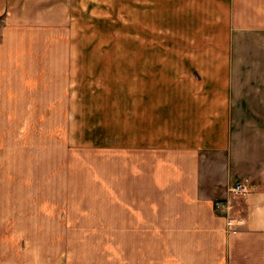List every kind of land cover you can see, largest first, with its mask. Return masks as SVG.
I'll return each instance as SVG.
<instances>
[{
	"label": "crops",
	"instance_id": "obj_1",
	"mask_svg": "<svg viewBox=\"0 0 264 264\" xmlns=\"http://www.w3.org/2000/svg\"><path fill=\"white\" fill-rule=\"evenodd\" d=\"M104 3L0 0V148L86 66L71 38ZM206 13L235 45L130 48L125 170H0V264H264V0Z\"/></svg>",
	"mask_w": 264,
	"mask_h": 264
},
{
	"label": "rangeland",
	"instance_id": "obj_2",
	"mask_svg": "<svg viewBox=\"0 0 264 264\" xmlns=\"http://www.w3.org/2000/svg\"><path fill=\"white\" fill-rule=\"evenodd\" d=\"M130 1L110 0L109 7L104 3L101 21L96 20L97 16H86V35L71 38L72 44L87 45L86 66L64 69L67 82L59 84L57 78L55 98L48 105H44L46 100H40L39 115L31 117L32 121L22 116V130L8 135L16 133L15 141H8L5 149L0 148V163L4 161L0 170H125L126 157L132 155L124 147L129 134L127 87L128 72L132 69L129 62L138 61L141 59L138 55L142 54L139 51L133 54L130 48L135 45L139 49L144 44L194 45V55L205 58L207 45L218 49L224 42L235 45L232 37L220 34L222 30L216 28V22L208 20L206 0ZM191 4L193 13L187 11L183 21H179L180 7ZM248 39L255 42L252 37ZM246 41L247 37H242V43ZM234 49L237 57V46ZM177 53L157 52L165 56L164 61L174 60ZM153 59L158 60V56Z\"/></svg>",
	"mask_w": 264,
	"mask_h": 264
},
{
	"label": "built area",
	"instance_id": "obj_3",
	"mask_svg": "<svg viewBox=\"0 0 264 264\" xmlns=\"http://www.w3.org/2000/svg\"><path fill=\"white\" fill-rule=\"evenodd\" d=\"M248 191V186L245 183H235L229 187V192L232 196H240Z\"/></svg>",
	"mask_w": 264,
	"mask_h": 264
}]
</instances>
